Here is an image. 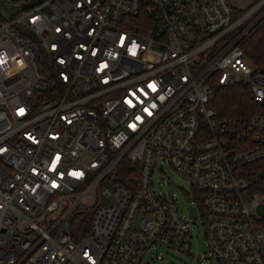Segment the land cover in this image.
<instances>
[{
  "label": "built area",
  "instance_id": "2783aa9c",
  "mask_svg": "<svg viewBox=\"0 0 264 264\" xmlns=\"http://www.w3.org/2000/svg\"><path fill=\"white\" fill-rule=\"evenodd\" d=\"M0 1L15 10L0 12V264L189 251L198 212L219 264H264V182L243 168L264 157V114L210 104L236 83L264 101V69L239 45L264 0ZM165 163L192 187L187 216L154 178ZM77 209L92 217L75 240Z\"/></svg>",
  "mask_w": 264,
  "mask_h": 264
},
{
  "label": "trees",
  "instance_id": "16d2710c",
  "mask_svg": "<svg viewBox=\"0 0 264 264\" xmlns=\"http://www.w3.org/2000/svg\"><path fill=\"white\" fill-rule=\"evenodd\" d=\"M147 16L148 14L142 10L137 18ZM250 21L251 19L241 28H245ZM239 45L251 63L264 69V15L249 28L240 39ZM210 104L215 107L218 117L225 120H242L256 111L264 114V101H254L249 86L245 83L218 86ZM243 168L248 174H257L264 182V157L244 165ZM90 222V209L75 210L69 222L73 239L78 240L89 234ZM256 224L264 229V218L257 220Z\"/></svg>",
  "mask_w": 264,
  "mask_h": 264
},
{
  "label": "rangeland",
  "instance_id": "374dc122",
  "mask_svg": "<svg viewBox=\"0 0 264 264\" xmlns=\"http://www.w3.org/2000/svg\"><path fill=\"white\" fill-rule=\"evenodd\" d=\"M234 5L244 9L254 0H231ZM252 65H254L252 63ZM256 66V65H254ZM163 171L156 172L154 178H159L161 182L160 189L173 193L177 197V205L183 214L187 216V208L193 203L192 187L187 178L177 173L165 163ZM158 189V184L155 185ZM91 217H92V209ZM73 213V212H72ZM71 213V215H72ZM68 221L70 222V217ZM91 225V222H90ZM264 244V242H263ZM219 264L215 258H212L206 247L203 234L202 220L198 212L196 221L191 225V246L189 251H182L174 248H165L159 246H150L143 254L139 264Z\"/></svg>",
  "mask_w": 264,
  "mask_h": 264
},
{
  "label": "water",
  "instance_id": "95a60500",
  "mask_svg": "<svg viewBox=\"0 0 264 264\" xmlns=\"http://www.w3.org/2000/svg\"><path fill=\"white\" fill-rule=\"evenodd\" d=\"M13 11H15L14 9H8V8H6L5 6H4V4L0 1V12H1V14L3 15V17H8V15L10 14V13H12ZM264 15V12L257 18V20L256 21H258L262 16ZM255 21V22H256ZM254 22V23H255ZM107 184L109 185V183L107 182ZM256 212L260 215V216H262V217H264V205L263 204H260V205H258L257 207H256ZM194 213H195V208L194 207H191L190 208V215L191 216H194Z\"/></svg>",
  "mask_w": 264,
  "mask_h": 264
},
{
  "label": "crops",
  "instance_id": "0c3cea01",
  "mask_svg": "<svg viewBox=\"0 0 264 264\" xmlns=\"http://www.w3.org/2000/svg\"><path fill=\"white\" fill-rule=\"evenodd\" d=\"M232 2V1H231ZM234 5V4H233ZM234 6H236V7H238V8H242V7H239V6H237V5H234Z\"/></svg>",
  "mask_w": 264,
  "mask_h": 264
}]
</instances>
